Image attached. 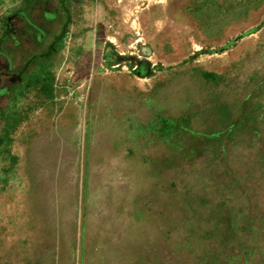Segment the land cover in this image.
<instances>
[{"label":"rangeland","instance_id":"374dc122","mask_svg":"<svg viewBox=\"0 0 264 264\" xmlns=\"http://www.w3.org/2000/svg\"><path fill=\"white\" fill-rule=\"evenodd\" d=\"M0 264H264V0H0Z\"/></svg>","mask_w":264,"mask_h":264},{"label":"crops","instance_id":"0c3cea01","mask_svg":"<svg viewBox=\"0 0 264 264\" xmlns=\"http://www.w3.org/2000/svg\"><path fill=\"white\" fill-rule=\"evenodd\" d=\"M3 97V94L2 93H0V98H2Z\"/></svg>","mask_w":264,"mask_h":264}]
</instances>
